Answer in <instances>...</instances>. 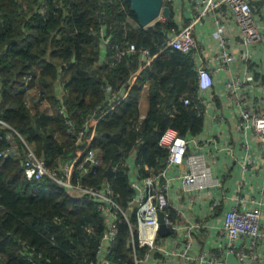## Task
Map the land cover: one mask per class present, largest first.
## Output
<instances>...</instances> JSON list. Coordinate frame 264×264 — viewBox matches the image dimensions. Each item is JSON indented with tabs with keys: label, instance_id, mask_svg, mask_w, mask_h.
I'll list each match as a JSON object with an SVG mask.
<instances>
[{
	"label": "trees",
	"instance_id": "1",
	"mask_svg": "<svg viewBox=\"0 0 264 264\" xmlns=\"http://www.w3.org/2000/svg\"><path fill=\"white\" fill-rule=\"evenodd\" d=\"M41 3L0 0V119L51 167L82 153L90 134L88 130L79 142L68 134L61 105L75 130L92 117L98 119L91 148L100 168L82 183L109 181L116 202L130 212L135 191L128 168L116 165L134 152L140 175L153 176L167 159V149L159 145L167 129L187 139L204 129V114L196 108L193 57L165 49L170 31L179 30L173 8L169 6L166 20L144 27L126 0H45L46 17L39 13ZM101 28L111 37L104 53ZM128 44L135 45L137 54L118 61L115 54ZM142 49L156 57L149 65L140 60ZM186 97L192 103L185 105ZM14 131L0 129V153L12 144L18 147L17 157L0 158V264L95 262L104 231L95 204L52 180H28L22 142ZM168 212L175 219L171 208ZM130 221L135 222L133 215ZM129 237L128 223L120 216L110 264H134ZM147 251L136 249L138 256Z\"/></svg>",
	"mask_w": 264,
	"mask_h": 264
},
{
	"label": "built area",
	"instance_id": "2",
	"mask_svg": "<svg viewBox=\"0 0 264 264\" xmlns=\"http://www.w3.org/2000/svg\"><path fill=\"white\" fill-rule=\"evenodd\" d=\"M187 1L194 2L197 9V16L193 22L196 23L199 16L214 17L212 38L217 48L208 51L209 56L202 55L206 65L199 64L196 50L201 42L197 41L192 26H181L178 31L173 29L170 31L165 49L179 50L193 57L197 74L196 108L200 107L198 112L201 114L206 113L204 94L212 89L215 72H227L223 84L224 90L233 99L236 126L242 131L240 133L243 135V147L248 153V156H245V163L241 166V172L247 176L256 175V178L264 183V64L254 66L250 58L254 52L264 50V5L259 10L253 4V0ZM259 1L264 3V0ZM41 2L42 5L38 10L43 17H46L47 5L45 0ZM163 2L164 6H171L174 11L175 0H163ZM57 6L60 7L59 4ZM166 18L160 15L156 20L164 21ZM223 21L232 24V32L225 30L226 24ZM99 33L101 50L104 53L111 37L106 35L104 28H101ZM235 47L242 50V60L236 58L232 50ZM135 54H137L135 45L128 44L120 49L115 57L120 61L124 56ZM139 56L145 66L155 57L147 49L140 50ZM237 62L242 66V76L231 73V68ZM27 79L30 80L31 77ZM107 90L110 91V87ZM126 95L127 91L123 92L120 100ZM183 103L188 105L192 101L186 97ZM59 110L66 119L67 133L75 135L77 142L81 141L88 130L90 134L82 153L60 162L55 167L49 166L48 161L38 156L34 149L2 119H0V129L12 130L20 138L22 142L20 157L24 175L28 180H52L61 185L65 191L87 197L95 204L96 210L103 218L104 231L96 250L95 262L90 264H110V254L119 237L120 216L125 218L130 229L128 246L132 249L134 264H229L228 256L236 259L234 264H264V186L259 191L263 195L259 196L252 193L249 195L251 191L247 192L243 189L241 194L234 198L232 204L223 210L219 231L220 236L225 239V246L224 249L219 248V254L208 255L201 251L195 254L193 250L197 242L196 237L202 232L204 224L196 220L185 225L178 222L179 213L172 208L169 200L172 186L179 181L183 194L190 204H194L199 202L198 198L203 192L209 196V189L219 188L221 185L218 179L212 177L211 169L206 164L203 154L190 152L194 138L187 139L180 136L176 130L167 129L159 139V145L167 149V159L164 168L153 176L140 175L134 152L116 165L121 164L128 168L129 182L135 191L130 212H125L116 202L115 191L109 181H103L98 186L82 183L85 175L95 173L100 168V160L95 150L91 148L95 123L98 119L92 117L83 122L80 130H75L63 104ZM249 133L255 141L254 147L247 144ZM11 137L7 135L8 139ZM17 151L18 147L12 144L5 152L0 153V158L17 157ZM220 207V200L211 198L210 215H215ZM170 208L174 212L175 219H172L168 212ZM158 211L164 212L165 224L171 230V234L166 237L158 235ZM132 215L135 222L130 221ZM87 231L92 233L91 228ZM180 231L181 239L167 240ZM137 248H147L148 251L138 256Z\"/></svg>",
	"mask_w": 264,
	"mask_h": 264
},
{
	"label": "crops",
	"instance_id": "3",
	"mask_svg": "<svg viewBox=\"0 0 264 264\" xmlns=\"http://www.w3.org/2000/svg\"><path fill=\"white\" fill-rule=\"evenodd\" d=\"M174 14L175 20L179 27L192 26L194 35L197 41L201 44L196 50L197 62L206 65V61L202 55L207 56L208 51L217 48L212 33L214 31V17L199 16L197 22L195 19L196 6L194 2L187 0H175ZM253 4L261 10L264 3L263 1L253 0ZM226 24V31H233V26L229 22ZM222 23V24H223ZM185 24V25H184ZM223 29V28H222ZM237 59L243 58L242 50L238 47L232 48ZM209 56V55H208ZM156 57L153 58V60ZM252 65L264 64V50L261 52H254L251 56ZM152 60V61H153ZM231 73L235 76H242V66L237 62L231 68ZM138 73L132 79L134 82ZM227 72L216 71L214 76V85L210 91L204 94L205 97V110L204 115V129L203 131L192 140L193 146L190 147V152H199L203 154L206 164L211 169L212 177L218 179L220 182L219 188L209 189L210 195L203 192L199 202L190 204L181 189V183L176 181L172 186L169 200L174 210L179 213L178 222L187 224L192 221H202L204 227L202 232L196 237L193 252H204L208 255L219 254V248L224 249L225 239L220 236V227L222 224L221 215L223 210L232 204L234 198L241 194V191H251L249 195H263L259 191L264 186L262 181H259L256 175L242 174L241 166L245 163V156L248 153L243 147V135H241L236 126V110L233 105V99L227 95L224 90V80ZM148 88V85H145ZM208 105L213 106V113L209 114ZM147 107V93L142 96L141 110L142 114ZM96 121L95 124H97ZM254 147L255 141L251 133L248 134V143ZM251 157V156H250ZM252 193V194H251ZM247 194V193H246ZM264 196V195H263ZM211 198H217L221 202V207L215 215H210L209 202ZM263 198V197H262ZM264 220V216H263ZM181 239V231L172 235L167 240ZM156 257H160L156 255ZM227 261L229 264L236 263L233 256H228Z\"/></svg>",
	"mask_w": 264,
	"mask_h": 264
},
{
	"label": "water",
	"instance_id": "4",
	"mask_svg": "<svg viewBox=\"0 0 264 264\" xmlns=\"http://www.w3.org/2000/svg\"><path fill=\"white\" fill-rule=\"evenodd\" d=\"M130 3L131 11H133L141 26H147L156 20L160 15L168 17L170 15V9L168 6H164L163 0H126ZM209 114L213 113V106L208 105ZM137 193V191H136ZM158 235L160 237H166L171 234L170 228L165 224L164 212L158 211Z\"/></svg>",
	"mask_w": 264,
	"mask_h": 264
}]
</instances>
